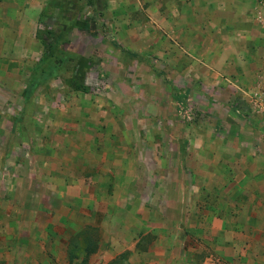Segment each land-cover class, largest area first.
I'll return each instance as SVG.
<instances>
[{"label": "crops", "instance_id": "0c3cea01", "mask_svg": "<svg viewBox=\"0 0 264 264\" xmlns=\"http://www.w3.org/2000/svg\"><path fill=\"white\" fill-rule=\"evenodd\" d=\"M0 259L264 264V0H0Z\"/></svg>", "mask_w": 264, "mask_h": 264}, {"label": "rangeland", "instance_id": "374dc122", "mask_svg": "<svg viewBox=\"0 0 264 264\" xmlns=\"http://www.w3.org/2000/svg\"><path fill=\"white\" fill-rule=\"evenodd\" d=\"M66 10V8L65 7H63L62 8V12H64V14H66V12L68 13V11H65ZM76 10L77 11H79V6L78 7H76ZM70 12V11H69ZM69 15H72V14H70V13H68ZM73 15H74V13H73ZM60 16H61V14H59V11H57V14H56V17L57 18H60ZM68 28H70V24H65V29H68ZM41 31L42 32H46V33H48L49 35H51L52 33H54V30L51 28V29H44V28H41ZM41 32V33H42ZM51 33V34H50ZM46 42L48 43V44H54L55 43V38H48L47 40H46ZM75 245V244H74ZM80 246H82V245H80L79 244V252H80ZM77 252V250H75L74 248H73V251H72V254L74 255L75 253ZM78 253V252H77ZM80 255V254H79ZM0 264H4L3 262H1V259H0Z\"/></svg>", "mask_w": 264, "mask_h": 264}, {"label": "trees", "instance_id": "16d2710c", "mask_svg": "<svg viewBox=\"0 0 264 264\" xmlns=\"http://www.w3.org/2000/svg\"><path fill=\"white\" fill-rule=\"evenodd\" d=\"M43 43H45V44H48L47 42H46V40H43ZM52 44H48L47 45V47H49V48H52ZM81 70H78L77 72H76V74H75V77H74V80L72 81V83H76V82H78V81H80L81 80V78H82V76H81ZM75 89H82V90H85L84 88H82V87H79V86H77Z\"/></svg>", "mask_w": 264, "mask_h": 264}]
</instances>
